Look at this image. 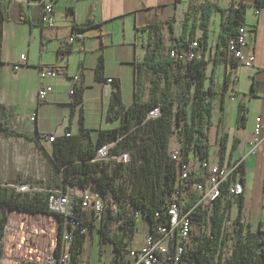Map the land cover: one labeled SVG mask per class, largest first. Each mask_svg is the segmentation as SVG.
<instances>
[{
	"label": "crops",
	"instance_id": "0c3cea01",
	"mask_svg": "<svg viewBox=\"0 0 264 264\" xmlns=\"http://www.w3.org/2000/svg\"><path fill=\"white\" fill-rule=\"evenodd\" d=\"M30 1L0 0V137L17 138L22 145L26 142L27 149L31 142L47 149L51 144L36 141L42 133L62 136L65 132L74 134L81 127L87 133V141L94 140L99 130L119 127L123 110L134 100L135 64L144 60L149 49L165 51L171 40L170 26L175 27L177 36L182 23L193 20V9L197 12L195 6L200 0H56L52 27L41 23L42 6ZM211 1L221 7L230 4V0ZM234 1L235 6H246V52L253 54L254 61L251 66L219 61L224 74L229 72L230 83L222 97L217 98L220 114L214 121L213 110L209 144L216 145V138L222 133L226 135L224 162L242 159L241 221L249 232H257L264 230V144L252 155L248 154L246 143L252 137L256 117L264 120V6L257 7L256 0ZM219 26L220 13L214 12L208 27L207 59L213 57ZM200 35L201 30L196 29L195 37ZM70 37L73 42L64 50L62 42ZM21 54L26 60L14 70ZM213 66L214 62L208 60V76ZM39 70H55L58 74L40 79ZM108 78L112 83H106ZM39 86L51 87L43 101L36 98ZM142 86L141 83L137 97L145 101ZM73 87L82 88L78 103L70 95ZM221 90L222 86L218 92ZM113 93L118 97L109 110ZM215 99L214 106L218 104ZM226 103L230 104L232 115L228 122L224 120ZM33 114L34 119L30 120ZM140 221L147 234L148 222L137 218L136 226ZM93 226L89 231L92 236L97 229L95 223ZM95 238L98 240V236ZM140 246L131 240L129 249Z\"/></svg>",
	"mask_w": 264,
	"mask_h": 264
},
{
	"label": "trees",
	"instance_id": "16d2710c",
	"mask_svg": "<svg viewBox=\"0 0 264 264\" xmlns=\"http://www.w3.org/2000/svg\"><path fill=\"white\" fill-rule=\"evenodd\" d=\"M255 3L257 7L264 6V0H256ZM195 7L197 10L195 19L193 18L190 24L185 20L177 36L174 35L175 27L170 26L171 42L165 51L158 53L149 49L144 60L135 64L134 100L123 110L119 127L99 130L94 140L87 141H85L87 133L80 127L78 132L56 136L50 143V162L62 182L61 187L58 185L55 187L64 189L66 184L80 187L90 185L116 199L119 205L116 214L111 215L108 211L99 228L96 229L99 242L112 246L114 253L112 264H129L127 254L131 245L130 237L136 230L135 211H139L140 217L148 222L149 229H153L156 222L155 214L162 210L166 195L176 185L175 163L169 155L174 125L179 128L178 141L183 154L198 161L209 160V129L214 110L213 101L218 94L214 82L215 63L225 61L232 66L237 64L238 60L228 52L227 44L228 40L237 34L238 26L241 23L245 24L246 6L244 3L235 6L234 0H230L227 7H221L215 1L200 0ZM214 12L220 13V26L213 57L207 59L205 52L208 49V27ZM196 29L201 30V35L198 37H195ZM195 38L200 45L199 58L174 60L170 56V50L174 46L180 50L186 49ZM208 60L214 62L209 76L206 73ZM143 72L155 76L167 73L173 81L185 83L180 93L183 101H175L171 98L167 87L158 89L157 80L153 78L150 81L154 86L149 87L148 99L141 101L137 94ZM229 76V72H225L220 95H223L229 86ZM112 97L109 110L113 100H117L118 94L113 93ZM81 99L82 88L75 87L73 102L78 103ZM158 108L157 115L145 120L151 111ZM114 142L128 148L136 147L138 150L140 167L134 170L137 162L135 160L131 162L133 170L130 183L139 180L134 195L130 194L128 179H124L123 183L115 188V178L120 175L118 166L110 171L108 164L93 160L101 147ZM217 143V156L219 163L223 164L226 135L220 133L216 138ZM240 173L241 182L244 183L242 164ZM55 187L45 182L44 192L38 190L20 195L16 192L14 184L12 187L0 185V235L7 211L15 210L29 215L55 214L56 219L61 221L62 214L52 213L49 210L48 190ZM229 206V201L224 204L220 200L216 202L212 219V236L200 239L193 246L188 253L189 264H264V230L249 232L245 228L241 221L243 197H238L235 201L236 215L233 218L231 232H226L221 238L224 212ZM114 220L118 221L117 238L111 233V223ZM84 224L88 226L89 231L93 230L92 220ZM231 234V253L228 257L222 258L221 252H218L219 247L225 245L226 238ZM86 238L87 233L75 232L76 253L72 254L69 261L64 264H80L79 256L83 252Z\"/></svg>",
	"mask_w": 264,
	"mask_h": 264
},
{
	"label": "built area",
	"instance_id": "2783aa9c",
	"mask_svg": "<svg viewBox=\"0 0 264 264\" xmlns=\"http://www.w3.org/2000/svg\"><path fill=\"white\" fill-rule=\"evenodd\" d=\"M30 3V0H24ZM56 0H34L32 2L42 6L41 23L45 26L54 25L53 10ZM249 30L244 23L237 28V34L228 40V52L240 63L251 66L254 61L252 53H247ZM73 42V37L62 42V48ZM174 46V45H173ZM170 56L174 60H190L200 57V45L195 38L189 43L188 48L178 49L174 46L170 50ZM24 54L19 55L18 63L13 66L14 70L19 64L25 62ZM55 70H39L40 79L55 77ZM78 76L73 77L76 82ZM112 79H106V83H112ZM74 88L70 90L73 98ZM51 91L50 86H39L36 92L38 101H43ZM34 114L30 120L34 119ZM56 136L51 133L40 134L36 141L52 143ZM248 154H256L259 147L264 144V120L256 117L252 137L247 141ZM106 148L103 154L101 150ZM107 153V146L101 147L93 160H101ZM169 155L175 163L176 185L166 195L162 210L155 214V225L149 229L144 237V242L139 248L128 251L129 264H189L188 253L200 239L212 236V219L215 213V204L218 200L222 204L227 201L230 206L225 210V220L222 225L221 238L233 227L232 209L235 210V201L244 195V183L241 182L240 166L241 158L230 162L219 163L215 160L198 161L185 156L179 145L170 148ZM128 159L127 154L120 156ZM28 187L21 185L22 190ZM40 190V189H39ZM47 191V190H46ZM49 210L52 213L63 215L61 221L56 219L55 214L48 215L53 225L45 234L46 239L39 249V263L32 264H64L69 261L72 254L76 253L74 247L75 232L87 233L85 225L92 220L98 226L105 216L107 207H115L116 199L109 194L102 193L90 185L80 187L66 184L64 189L48 190ZM18 212V211H17ZM27 214V213H25ZM42 217L45 214H35ZM135 218H141V213L135 211ZM231 219L232 222L228 221ZM58 226L59 229H58ZM228 226L230 228H228ZM99 228V227H98ZM228 247V249H227ZM232 244L226 241L220 245L221 257H228L231 253ZM107 264H112V260Z\"/></svg>",
	"mask_w": 264,
	"mask_h": 264
},
{
	"label": "rangeland",
	"instance_id": "374dc122",
	"mask_svg": "<svg viewBox=\"0 0 264 264\" xmlns=\"http://www.w3.org/2000/svg\"><path fill=\"white\" fill-rule=\"evenodd\" d=\"M196 11L193 9V18ZM195 19V18H194ZM193 19V20H194ZM192 20V21H193ZM215 30V28H213ZM171 42V40H170ZM209 74V70L207 71ZM151 78L156 79L158 83V89L168 88V93L171 98H174L175 101H183V97H180V93L185 87L183 82L173 81L167 73L160 75H153L147 72H143L141 83L142 92L145 93V96L149 97V87L151 84ZM224 71L223 63L219 62L218 67L214 71V82L215 88L217 91H220V87L223 85ZM220 92H218L215 102L218 104L214 106V121H216V116L220 114L219 99ZM230 104L226 103L224 107V120L228 122L232 115L230 113ZM176 108V104L174 105ZM154 115L158 114V109L154 110ZM178 126L174 125L173 133L170 138V147L177 148L180 143L178 141ZM214 130L211 128L210 132V141L212 142L214 136ZM66 134L68 132H65ZM64 133V134H65ZM63 134V135H64ZM21 140L17 138H4L0 137V183L1 186H5L6 183L9 187H12L14 184L15 190L18 194H28L33 191H45L44 186L45 182L47 184L51 183L53 187L56 185L62 186L61 180L57 177L55 168L50 162V153L51 147L44 149L33 145H29L27 149L26 142L24 145L21 144ZM140 141V140H139ZM107 153L105 155L107 160H95L96 162L108 164L109 170L112 171L113 167H119L120 175L115 178V188L118 185L123 183V180H127L130 183L132 178L133 167L131 165L132 160L136 161L137 164L134 165V170L139 168L141 163L139 161V154L136 147H125L122 144L110 143L106 144ZM217 147L216 145H211L209 147V160L217 158ZM106 148H103L100 154H103ZM127 154L128 159H121V155ZM94 159V158H93ZM138 181H132L130 183L129 191L131 195L136 193V188L138 186ZM21 185H27L23 190L20 188ZM119 205L116 204L115 207H107L105 209V215L109 211L111 215H115ZM234 209H232V215ZM5 224L0 235V249L1 257L0 264H32L39 263V249L41 248L43 242L46 239L45 234L50 231L53 222L48 218V215H43L39 217L37 215H29L25 213H20L15 210L7 211L5 213ZM145 220L144 218H142ZM228 221L232 222L229 218ZM101 223H98L97 228ZM117 225L118 221H113L111 223V233L112 236L117 238ZM228 228H230L228 226ZM231 232V228L228 229V233ZM146 234V226L140 221L137 223L136 230L130 237L134 241L135 246H140L144 242V236ZM93 235L97 237V231L93 232ZM94 236L91 235L89 229L87 228V238L85 239V247L83 252L80 254L79 258L80 264H100L99 261H103L104 264H107L109 261L113 260V250L111 246L106 243H100ZM232 244V234L226 238ZM228 249V247H227ZM130 250V249H129ZM128 255V254H127ZM128 257V256H127Z\"/></svg>",
	"mask_w": 264,
	"mask_h": 264
},
{
	"label": "water",
	"instance_id": "95a60500",
	"mask_svg": "<svg viewBox=\"0 0 264 264\" xmlns=\"http://www.w3.org/2000/svg\"><path fill=\"white\" fill-rule=\"evenodd\" d=\"M158 110H159V108H158ZM152 116H154V110L151 111V112L148 114V116L146 117L145 120H147L148 118H150V117H152Z\"/></svg>",
	"mask_w": 264,
	"mask_h": 264
}]
</instances>
